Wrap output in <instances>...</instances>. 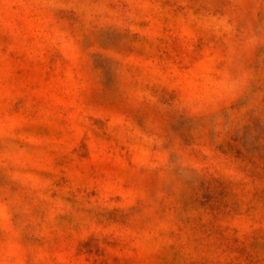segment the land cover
Masks as SVG:
<instances>
[{"label": "rangeland", "instance_id": "1", "mask_svg": "<svg viewBox=\"0 0 264 264\" xmlns=\"http://www.w3.org/2000/svg\"><path fill=\"white\" fill-rule=\"evenodd\" d=\"M0 264H264V0H0Z\"/></svg>", "mask_w": 264, "mask_h": 264}]
</instances>
